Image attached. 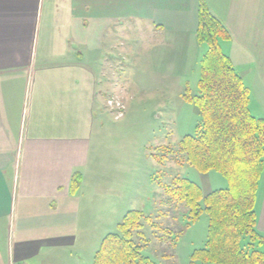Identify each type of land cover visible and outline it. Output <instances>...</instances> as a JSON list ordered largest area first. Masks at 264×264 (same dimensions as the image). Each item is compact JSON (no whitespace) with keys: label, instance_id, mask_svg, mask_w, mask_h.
<instances>
[{"label":"crops","instance_id":"obj_1","mask_svg":"<svg viewBox=\"0 0 264 264\" xmlns=\"http://www.w3.org/2000/svg\"><path fill=\"white\" fill-rule=\"evenodd\" d=\"M47 1L0 0V264L85 261L81 250L106 225L112 201L91 148L107 100L126 101L107 56L122 49L123 16L116 4L99 3L91 15L86 0ZM198 2L145 0L127 17L146 26L149 46L165 25L182 26L184 43L195 38ZM204 2L228 30L220 44L249 90L251 113L264 117V0ZM254 208L264 235V167Z\"/></svg>","mask_w":264,"mask_h":264},{"label":"rangeland","instance_id":"obj_2","mask_svg":"<svg viewBox=\"0 0 264 264\" xmlns=\"http://www.w3.org/2000/svg\"><path fill=\"white\" fill-rule=\"evenodd\" d=\"M85 2L90 4L91 15L95 14L99 3L120 7L122 49L117 47L115 54L107 56L115 64V78L123 84L126 101L122 102L119 96L115 99L122 105L119 117H113L115 111L111 113L110 110L100 115L101 123L97 126L91 152L103 168L100 170L103 177L111 179L108 186L112 192L107 193L112 194V201L108 202L106 225L89 238L91 248L81 250L85 261L79 259L78 262L92 264L101 239L117 231V224L127 210L136 209L161 227H170L171 239L177 234L174 244L160 241V232L142 219L140 233L147 240L141 250L144 255L157 264H215L191 258L192 252L205 244L206 213H201L186 226V208L182 203H170L165 186L175 177H185L198 184L206 194L227 187V179L216 170L201 172L187 163L177 164L169 159L159 163L153 158V154L163 153L160 146L175 147L184 135L193 134L200 121L196 106L184 95L197 94L200 58L207 46L191 37L182 43V26L169 25L157 27L155 49L149 46L153 37L140 34V27L146 26L135 25L136 21L127 17L134 11L141 12L145 0ZM45 4L50 2L46 0ZM90 30L93 35L94 27ZM120 50L122 54L118 55ZM153 51L156 58L152 57ZM222 51L227 55L225 44ZM240 68L236 70L241 72ZM246 241L247 237L242 242Z\"/></svg>","mask_w":264,"mask_h":264},{"label":"trees","instance_id":"obj_3","mask_svg":"<svg viewBox=\"0 0 264 264\" xmlns=\"http://www.w3.org/2000/svg\"><path fill=\"white\" fill-rule=\"evenodd\" d=\"M228 37L226 26L199 0L195 38L207 47L200 58L197 94L184 97L196 106L200 121L193 134L184 135L175 147L160 146L163 153L153 158L159 163L167 159L187 163L201 172L216 170L227 179V187L206 194L185 177H175L165 186L170 203L186 208V226L201 213L208 217L205 244L192 252V260L264 264V235L256 229L254 208L264 167V117L251 113L249 90L222 51L220 42ZM80 177L77 172L72 175L71 190L78 188ZM142 219L160 232V241L174 244L177 234L171 239L170 227H161L140 210L129 209L117 231L101 239L92 264H157L141 252L147 244L140 233Z\"/></svg>","mask_w":264,"mask_h":264},{"label":"built area","instance_id":"obj_4","mask_svg":"<svg viewBox=\"0 0 264 264\" xmlns=\"http://www.w3.org/2000/svg\"><path fill=\"white\" fill-rule=\"evenodd\" d=\"M107 106L109 107L110 110L115 108L117 115L121 114L120 110L122 109V105L121 103L117 102L115 99H108Z\"/></svg>","mask_w":264,"mask_h":264}]
</instances>
